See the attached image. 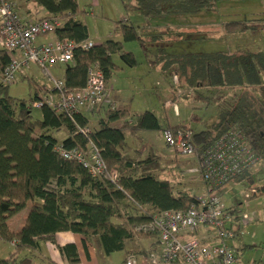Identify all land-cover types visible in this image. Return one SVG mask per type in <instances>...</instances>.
Instances as JSON below:
<instances>
[{"label": "trees", "instance_id": "16d2710c", "mask_svg": "<svg viewBox=\"0 0 264 264\" xmlns=\"http://www.w3.org/2000/svg\"><path fill=\"white\" fill-rule=\"evenodd\" d=\"M25 1L43 7L50 16L65 19L64 25L56 31L59 39L68 38L78 43L89 40L87 25L75 19L81 12L77 0ZM135 1L140 14L150 18L163 13H195L214 6L217 0ZM167 4H171V9L165 10ZM124 8H128L125 2ZM251 28L250 21L224 24L227 34L244 33ZM115 29L125 41L137 40L142 44L145 41L142 30L129 19L118 22ZM162 52V49L157 51L158 54ZM116 53L129 66L137 64L134 53L123 51V43L112 39L97 43L89 50L75 49L73 61L66 66L64 91L83 88L87 83L88 68L94 63L99 64L106 81L110 80L113 71L120 67L112 58ZM157 58L156 61H161ZM168 58L169 68H173L175 75L184 81L178 87L190 90V93L181 96L196 94L195 97L203 98L200 93L197 94L201 88L246 89L231 108L221 109L218 122L212 129L200 132L190 129L195 156L205 153L223 134L237 129L250 140L261 161L264 160V53L169 54ZM10 62V52L1 47L0 241L14 243L16 251L8 258L0 255V264H33L29 257L21 256L22 252L35 249L41 241H55V235L60 231H72L92 238L107 255L123 250L126 242L134 238L157 239V246L130 255L160 250L158 234L143 227L156 212L187 210L198 202V196L189 190L176 193L170 180L157 177L156 171L161 167V156L158 154L150 151L146 157L140 153L132 156L125 151L128 147L125 131L161 130L158 116L152 111H145L130 124L127 110H118L106 102L96 111L85 110L77 114L75 121L48 106L41 108L42 117L36 119L32 115L31 104L41 92L36 91L35 97L31 96L29 105L25 100L11 97L9 84L2 81V73ZM100 111L104 115H100L99 128L89 135L79 132V128L89 127V115ZM120 120L123 121L121 125H111V122ZM180 128L187 127L178 125L165 129L176 131ZM61 129L68 130L70 134L59 142L53 132ZM90 143L100 150L107 175L94 177L84 165L64 158L57 151L60 144L68 149L86 151ZM250 170L234 181L243 180ZM111 173H116L117 177L112 178ZM253 188L258 190L254 197L264 195V185ZM26 210L24 221L15 228L12 220ZM232 213L239 220L235 207H232ZM61 250L68 255L71 263L79 262L75 245L68 244Z\"/></svg>", "mask_w": 264, "mask_h": 264}, {"label": "rangeland", "instance_id": "374dc122", "mask_svg": "<svg viewBox=\"0 0 264 264\" xmlns=\"http://www.w3.org/2000/svg\"><path fill=\"white\" fill-rule=\"evenodd\" d=\"M255 1L219 0L217 2L220 3L219 5L204 8L195 13H163L160 16L147 18L140 14L135 0H77L81 11L78 15L79 19L87 25L91 40L120 41L123 43V51L129 50L135 54L137 60L135 66H129L121 57L116 58L117 55L119 56L118 53L112 57L113 61L122 68L119 67L113 71L109 85L122 90L119 91L122 103H117V107L129 109L127 120H136L141 112L148 109L158 116L162 128L169 124L184 125L193 132L212 129L218 122L221 109L231 108L244 91L240 88L213 91L201 88L197 94L200 93L203 98H197L196 94L192 93L190 97L181 96L190 92L187 88H184L186 90L184 91L178 87L179 84L183 85L184 81L178 76L176 79L173 68L167 65L168 56L169 54L218 51L234 53L262 51L264 53V21H261L264 19V14L256 13L258 11L252 4ZM124 2L128 4L127 9L124 8ZM15 7L17 9V6ZM171 7V4H167L165 10ZM124 19H129V22L142 30L143 39H145L143 44L137 40L125 41L123 35L117 32L116 24ZM231 21H252L259 25L249 32L225 34L221 25ZM208 24L213 28L207 30L202 27ZM158 49H162L163 52L158 54ZM157 56L162 62L156 61ZM152 59H155L154 63H151ZM31 67L34 68V74L39 80H45L46 75L40 67L34 64ZM157 67L160 69L156 70ZM29 72L30 70L27 71ZM52 73L56 77L59 75L54 68ZM115 73L116 77H114ZM165 85H173L175 92L165 89ZM33 87L27 77L20 76L15 83L9 85L8 91L11 97L25 100L29 105ZM101 112L89 115L91 131L99 128L100 115H103ZM32 115L36 119L41 118V109L32 108ZM69 134L66 129L53 132L59 142ZM126 143L129 148H132L134 156H136L135 153H140L146 157L150 151L161 156L159 162L161 167L156 171L157 177L170 180L176 193L180 190H189L197 196L205 194L206 185L201 174L195 171V167H198L197 157L172 151L164 138H161L160 130H142L134 136L127 133ZM190 168L195 169L190 171ZM251 184L255 186L264 184V160L243 180L232 181L221 188L220 192L223 193L225 203L228 206L234 204L239 215L255 214V220L245 227L241 238L236 239L239 250L238 263L264 264V195L252 196L251 199L246 200L245 194L250 193ZM13 222L17 225L18 220ZM234 241L231 240L230 243L236 248ZM15 251L16 246L12 242L0 241L2 258L10 257Z\"/></svg>", "mask_w": 264, "mask_h": 264}, {"label": "built area", "instance_id": "2783aa9c", "mask_svg": "<svg viewBox=\"0 0 264 264\" xmlns=\"http://www.w3.org/2000/svg\"><path fill=\"white\" fill-rule=\"evenodd\" d=\"M64 23L65 19L60 16L26 21L14 4L0 0V46L11 54V62L2 73V81L9 85L15 83L31 65H38L52 88L41 92L31 107L41 109L48 106L75 121L77 114L85 110L96 111L109 102V89L99 64L94 63L88 68L87 83L83 88L64 91L65 81L52 73L53 67L58 63L73 61L75 49L89 50L97 44L92 40L78 43L68 38H58L40 47L36 45L39 36L55 34ZM79 132L89 135L91 130L85 127L79 128ZM191 134L188 128L163 131L167 146L176 153L188 156L196 155ZM57 151L64 158L84 165L94 177L107 175L100 150L93 143L86 151L68 149L61 144L57 146ZM260 162V156L241 131L235 129L223 134L198 157L195 171L201 174L206 185L205 194L198 196V202L185 211L170 209L156 212L143 228L158 234L161 249L129 255L125 263L239 264L237 249L230 244L239 235L234 224L246 226L255 220V214L244 213L237 220L232 207L224 202L220 189ZM110 176L116 178L117 174L111 173ZM255 194H258V190L251 188L250 193L245 194L246 200Z\"/></svg>", "mask_w": 264, "mask_h": 264}, {"label": "crops", "instance_id": "0c3cea01", "mask_svg": "<svg viewBox=\"0 0 264 264\" xmlns=\"http://www.w3.org/2000/svg\"><path fill=\"white\" fill-rule=\"evenodd\" d=\"M259 1L260 0H256L255 2L252 3L253 8L258 11L256 13L264 14V0L262 2H259ZM217 2H219V0L216 1V3H215L216 6L220 4V3L218 4ZM14 5L17 6V11L21 15V17L26 21H36L40 18L50 16V14L43 7L37 5L34 2H28L25 0H15ZM75 19L80 21L79 16H76ZM261 21H264V19H261ZM225 23L226 22L222 23V25H221V29L224 32H225V29H224ZM250 23L252 25V28L249 29L248 32L251 30H254L259 25L257 22L250 21ZM209 26H211V27H209ZM202 27H204L207 30H209L210 28H213L212 25H210V24L202 26ZM225 34H226V32H225ZM223 35L224 34H222V36ZM222 36H220V38ZM57 39H58V36L56 33L55 34H49L47 36H39L36 39V45L40 47L46 43L55 42ZM89 40H91L90 35H89ZM94 42L98 43V44L102 43L101 41L100 42L94 41ZM0 49H1V46H0ZM126 52H132V51L128 50ZM218 52H224V51H218ZM248 52H253V51H248ZM258 52H262V51H258ZM228 53H234V52L228 51ZM237 53H243V52L240 51ZM119 57H121L120 54H119V56L118 55L116 56V58H119ZM154 62H155V59L154 60L152 59L151 63H154ZM66 66H67V64L58 63L53 67L56 70V72L59 74V75H57V78L64 79ZM120 68H122V67L120 66ZM158 69H160V67L156 68V70H158ZM29 70H30V72L27 73V71H29ZM123 70H124V68H123ZM34 73H35L34 68H32L30 66L25 71V73L23 75H21V76L27 77L31 81V83L33 84L34 87H33V90L31 91V95L33 97H35L36 91H39V93H40V92H43L45 90H49L52 88L51 83H49V81L46 80V77H45V80H43V79L39 80V78H37V76ZM174 74H176V72ZM116 76H117V74L115 73L114 77H116ZM111 79L112 78H110V80L107 81L108 89H109V102L111 104H113L114 107L118 110H127L128 111L129 110L128 108L122 109L121 107L120 108L117 107V103H120V104L122 103L120 101V99H122V96L119 92L122 90L120 88H114L113 86H110L109 82L111 81ZM115 80L116 79L114 78V81ZM0 81H1V78H0ZM158 84H159V82H158ZM165 89H167L168 91H172V93H173V91L175 92V88L173 87V85H170V86L165 85ZM238 89L239 88H236V90H238ZM207 90L213 91L214 89L209 88ZM233 90H235V89H233ZM240 90L245 91L246 89L240 88ZM118 93H119V95H117ZM113 100H115L116 102H114ZM146 111H152V110L147 109ZM133 122H134L133 119L129 120L130 124H132ZM122 123H123L122 120L114 121V122H111V125L112 126H118V125H121ZM170 126L171 125L169 124L168 126H165L160 130L161 138H164L163 137V130L167 127H170ZM140 131H142V130L131 131L130 129H127L125 131V137L127 136V133L134 136L135 134L139 133ZM143 131H149V130H143ZM125 151L127 153H129L130 155L134 156L132 148L126 147ZM195 168H190L189 170L191 171ZM253 169H251V170H253ZM260 185H264V184H260ZM260 185H258V186H260ZM249 187L253 188L256 186H255V184H251ZM220 194L223 198V193L220 192ZM223 200H224V198H223ZM230 207H235V206H234V204H232V205H230ZM26 214H27V210L22 212L18 217H15L12 220V225H15V228L20 227V224L24 221ZM14 220H18L17 225L14 224L15 223V222H13ZM234 228L239 231V235L237 236V238L233 239V240H235L234 244L236 245V248L238 249L237 244H236V239L241 238L242 232H245V227L240 225V224H234ZM68 244H73L77 248L80 260L76 264H125L126 258L131 253H141L144 251H148L149 249H151L153 247H156L157 246V239H154V238H151V239L134 238L133 240L126 242L125 248L123 250L118 251V252H114L110 255H107L104 253V251L101 248L98 247V245L94 242V240L92 238H85L83 235L78 234V233H74L72 231H60V232L56 233L55 241H52V240L41 241L35 249H27V250L22 252L21 256L22 257H29L32 260L33 264H73L70 262L68 255L61 250V247H64Z\"/></svg>", "mask_w": 264, "mask_h": 264}]
</instances>
